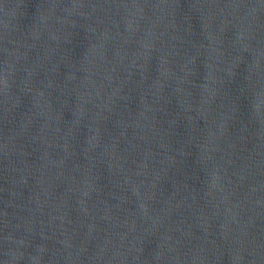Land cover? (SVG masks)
<instances>
[{"label":"water","instance_id":"water-1","mask_svg":"<svg viewBox=\"0 0 264 264\" xmlns=\"http://www.w3.org/2000/svg\"><path fill=\"white\" fill-rule=\"evenodd\" d=\"M0 264H264V0H0Z\"/></svg>","mask_w":264,"mask_h":264}]
</instances>
